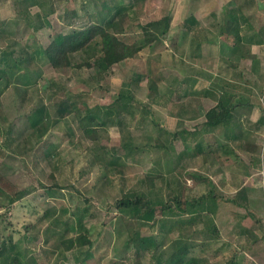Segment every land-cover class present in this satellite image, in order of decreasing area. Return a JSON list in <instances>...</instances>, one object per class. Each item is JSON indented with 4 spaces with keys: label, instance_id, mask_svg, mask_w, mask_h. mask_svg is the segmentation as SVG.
I'll use <instances>...</instances> for the list:
<instances>
[{
    "label": "rangeland",
    "instance_id": "rangeland-1",
    "mask_svg": "<svg viewBox=\"0 0 264 264\" xmlns=\"http://www.w3.org/2000/svg\"><path fill=\"white\" fill-rule=\"evenodd\" d=\"M15 1L0 0V51L27 48L30 56L20 69L12 68V79L0 94V236L5 244L0 264H10L16 255L24 262L33 257V264H156L155 261L168 258L173 245L168 237L156 238L160 230L163 232L164 221L156 225L136 224L143 236L163 239L156 260L152 251L126 247L129 226L116 216L114 202L126 194L148 190L146 176H157L155 189L147 191L151 197L163 196L166 200L171 192L174 175L162 176L167 173L165 163L169 159L154 145L158 136L164 139L155 122L174 131L196 130L197 140L220 142L225 136L224 127L213 129L208 135L202 131L203 110L212 107L216 95L209 93L208 88L222 87L237 94L239 88L227 85V79L238 87L247 80L249 84L256 82L253 95L256 98L250 94V98L246 95L247 100H260L264 96V0H148L137 4H132V0H37L30 8L33 22L18 16ZM118 7L119 12L129 13L125 21L129 24L126 32L129 41L142 32L137 22L169 16L170 31L134 58L116 64L108 77L98 76L96 67L56 70L49 64L43 52L58 32L91 20L105 21ZM231 10L238 16L237 34L243 39L237 45L233 32L228 35L225 27ZM46 13L52 14L49 16L52 26L34 30L33 26L40 24L39 19ZM190 13L198 18V26H188L193 16ZM74 14L76 19H69ZM189 28H194L193 32ZM228 60L237 67H229ZM27 64L36 66L34 74L38 76L36 80L33 75L29 85L19 76ZM151 69L154 77L166 79L160 85L162 102L151 103L149 112L145 111L147 107L142 109V104L150 103L148 79L143 78L132 85L135 100L126 122L106 127L99 141L90 140L82 132L78 122L80 111L56 121V104L61 98L83 94L91 108L98 105L104 112V106L118 98L125 84L140 73L147 75ZM169 84L180 90L171 97L166 94ZM62 86H66V93ZM39 106L48 108L50 114V118L41 121L42 138L30 126L35 118L32 109ZM247 109L246 105L241 106L233 118L240 113L239 121L244 123L250 117ZM182 140L176 141L172 154L175 158L183 150ZM125 142L134 148L129 157L122 156L126 154L122 146ZM241 143L243 147L256 145L257 157L264 156V132H249ZM102 144L106 147L99 149L97 146ZM113 146L118 147L122 156L119 165L109 164ZM236 149L243 153L240 147ZM96 154H104L103 163ZM192 154L190 150L185 152L182 180L188 173L212 175L217 180L227 171L232 175L243 172L242 163L228 161L220 168L222 163L212 157L204 164L201 156ZM224 158L222 154L221 160ZM181 184L185 186L183 181L175 187ZM186 186L189 188L186 192L193 190L190 193L193 196L202 191L190 178ZM257 196L255 204L263 205ZM138 212L135 209L132 215ZM85 231L93 242L91 246L79 236ZM205 233L203 239L213 234L210 229Z\"/></svg>",
    "mask_w": 264,
    "mask_h": 264
},
{
    "label": "trees",
    "instance_id": "trees-1",
    "mask_svg": "<svg viewBox=\"0 0 264 264\" xmlns=\"http://www.w3.org/2000/svg\"><path fill=\"white\" fill-rule=\"evenodd\" d=\"M144 1L147 0H132V4H137ZM15 2L17 5L16 12L18 16L24 20L33 22L35 18H33V16L31 15L30 8L38 3L37 0H16ZM119 10L120 7H118L116 11L105 21L91 20L84 22L83 25H80L79 27H73L66 32H58L56 37L49 43V45L44 49L43 52L49 64L56 70L66 68L80 70L85 67H96L99 69V72L97 73L98 76L108 77L109 71H112L113 67L116 64H119L124 60L134 58L145 48L151 47L155 42L162 40V38L170 31L171 19L169 16H163L157 20H151L147 23L137 22L138 27L142 32L140 36L134 41H129L126 36L129 24H125V21H127V18L129 17V13L127 10L123 12H119ZM53 11L54 10H52L51 13H54ZM51 13H46L45 17L40 18V24L35 25V27L33 26L34 30H39L43 28L44 25L52 26V22L49 18V16L52 15ZM230 13V19H227L225 27L228 30V35H231L230 31L233 32L232 36H234L235 41L237 40V42H234V45H237L236 43L243 40L239 33L237 34L239 30V20L238 16L233 12V10H231ZM87 15L90 16V14ZM76 16L77 15L74 14L73 16H70L69 19H76ZM190 20L192 21V24L193 21L194 23H197L194 17H191ZM248 41L251 42V40ZM257 44H259V42ZM14 46L11 45V47ZM0 53L1 94L12 79L11 72L14 71L12 68L18 66L20 69V67H22V63L25 62V59L29 58L30 52L29 50H27V48H20L19 51H17L16 48H11L9 50L2 49ZM35 68L36 66L27 64L25 68L22 69V71L24 70V72L21 71L19 76L22 78L25 85H29V80L33 79V75L35 76ZM152 70L153 69H151L147 75H142L141 73L138 74V76L135 79H132L129 84H125V87L119 90L118 98L107 106H104V112L99 110L98 105L91 108L90 104L88 103V97L83 96V94L77 96H75V94L74 96L68 95L64 99L61 98V100L56 104V121L58 120V118L62 119L70 112L73 113L80 111L78 115V122L80 123V126L82 128V132L90 140L96 142L97 140L99 141L100 133L106 127L111 124L123 125L126 122V118L129 116V114L132 113L131 109L134 105L135 100L132 85L138 84L143 78L147 77L148 79V97L150 103L142 104V109L144 110L147 107L145 111L149 112L150 109L148 108V106L151 103L159 104L162 102V100L159 99L160 85L166 79L163 76L154 77ZM35 78L37 80L38 76H35ZM184 81L185 80H183V82ZM50 89H53V86H51ZM66 89V86H62V90L65 91L64 93L67 92ZM208 90L209 93L214 92V90L212 89L208 88ZM179 91L180 90L178 86H171L169 84L166 89V94L171 97L173 94ZM226 93H228V91H226L224 95H221L220 97L215 95V97H217V103L205 112L202 130L204 134L208 135L213 129L224 127L225 137L226 139L229 138L226 131V126L230 123V121H232L235 110L242 105L249 104V102H242L240 100L234 102L232 98L230 99L227 97ZM181 96L182 95H180V97ZM101 112H103V114H101ZM31 113L35 118L33 122H30V126L35 134H39V137L42 138L44 129H42L41 121L50 118L48 108H45V106L35 107L34 109H32ZM104 116H106V118H104ZM155 125L158 127L159 132L163 133L164 139H161V137L158 136L154 145L157 149H161L163 155H166V157H168L169 159L168 162L165 163V166L168 167L166 169L167 173L162 174V176L166 175L165 177H170V175H174L172 181L170 180V183H172L173 185V187L171 188V192H169L166 200H164L163 196L162 198L156 199L151 197L149 195V192L147 191L155 189V178L157 176H146L144 177V181L146 182L145 184L148 190H142L140 193L138 192L135 194H126L116 200L114 202V206L117 209L116 216L120 219L121 222H124L129 226V233L127 235L128 238L125 240L126 247L129 248L133 246L136 247L138 251H152V257L157 260L159 252L161 250L163 239L161 241L159 239H154V236H143L136 224L140 222L144 224L150 223L151 225H156L158 223L161 224L164 221V217L177 218L182 213H187V211H190L193 217L194 207H197V213L200 214L199 210L202 211L203 206L206 205L207 209H210L211 206V204L207 202L208 200H210L209 196L200 197L199 199L187 196L186 191L189 190L188 186H186L187 178L192 179L194 185H196L197 183H199L202 175L201 173H188L186 176L187 178L185 177L184 180H182L181 175H183L182 170L184 169L182 167V162L186 157L185 152H188V150H190L191 152H193L192 155L196 157L201 156L202 160L205 162L213 155L215 156L219 148L221 150L224 148L223 151L225 153L230 152L229 150H231V152L233 153L236 151L234 148L231 149L227 146L223 147L224 145L220 142L218 143L216 140L215 142L203 141L201 138L197 140L196 138L198 137V135H196V130L183 128L181 130L174 131L169 128L163 127V125H158V122H155ZM7 132L9 134L8 130ZM179 139H183V146L185 148L183 147V150L178 152L175 158L172 156V154L176 151L175 145L176 141ZM213 142L218 144H214ZM103 146L106 147V145L103 144L97 147L101 149V147L104 148ZM117 146H113L109 151L111 159L109 161V164L111 165H119V160L122 159V156L129 157L131 156L130 154L134 152V148L130 147L131 144L125 142L124 144L122 143V146L126 149V154L121 156L119 155ZM249 150L254 151V148H250ZM95 157L100 158L99 161H101L102 163L104 162V154H96ZM183 181L185 183L184 187H181L182 184L178 186L179 188L175 187V185H178ZM53 186L59 187L58 184H53ZM135 209H138L139 212L133 216L132 213ZM195 218L196 217H194V219ZM176 222L178 223L177 220ZM193 222L194 220H192V223ZM161 226L163 230V223L161 224ZM162 233L163 232H161L160 230V233L157 234L158 236L156 238H158L159 236L163 238ZM79 236L89 246L93 244L92 240L87 234V231L81 232ZM176 241L177 240L173 242L174 245ZM4 247V241L0 236V257L4 255ZM189 251L190 247L187 244H182L179 246L176 243L175 249L170 254V256L166 258V260L162 258V260L160 259L159 261L155 262L156 264H161L164 261L166 262V264H202L203 261L195 257L186 259ZM34 261L35 259L31 257L30 260L24 262L18 255H16L11 259L9 263L33 264ZM109 264H112V262Z\"/></svg>",
    "mask_w": 264,
    "mask_h": 264
},
{
    "label": "crops",
    "instance_id": "crops-1",
    "mask_svg": "<svg viewBox=\"0 0 264 264\" xmlns=\"http://www.w3.org/2000/svg\"><path fill=\"white\" fill-rule=\"evenodd\" d=\"M190 14L193 15V13ZM190 17H194L196 21L198 20L194 15ZM190 19L188 26L192 24ZM194 25L198 26V23L193 21ZM189 29L193 32L194 28ZM227 65L229 67H237L236 64L231 63L229 60ZM227 81V85L236 86L240 91L237 94L233 91H228L226 93L227 97L232 98L234 102L239 100L249 102L248 105H245L246 108L248 107L247 113L250 117L246 118L244 123H240L238 118L240 113L236 114L235 118L226 126L229 138L226 139L223 136L224 139L220 143L224 145L223 147L234 148L236 152L233 153L229 150L230 152L225 153L223 151L224 148L222 150L219 148L216 155L212 156V159L222 163L223 166L221 167L220 165V168H223L228 161L230 163L232 161L234 164L242 163L243 172L232 175L227 171L223 176L218 177L217 180L212 175L201 174V179L196 184L197 187L202 189L200 194L193 196L190 194L193 190L186 193L187 196L195 199L209 196L210 200L207 202L211 204L210 209H207L205 205L202 211L199 210L200 214H198L197 207H194L193 217L190 211L182 213L177 218L164 217L165 227L162 234L164 235L163 237H168L171 245H174L173 242L177 240L174 247H172L173 250L176 243L179 246L187 244L190 247V251L186 259L195 257L201 259L203 261L202 264H264V204L262 205L260 202V205L257 206L254 200L258 195V199H262L264 202V156L260 159L257 157L258 148L256 145L243 147L242 143L239 144L240 140L249 132H264V96L260 100L258 98L257 100L254 99L255 101L247 100L246 97H249L250 94L252 97L256 95L254 93L256 91L254 87L256 82L249 84L250 82L246 80L244 83L240 82V87H238L231 80L227 79ZM213 90L218 97L224 95V91H227L222 87ZM214 100L212 106L217 103V97ZM239 108L241 106L235 112ZM207 110H203L204 114ZM244 113L242 112L243 116L245 115ZM235 129L238 130V133H235ZM216 141L219 143L218 140ZM239 147L243 153L236 149ZM250 148H254V151L249 150ZM222 154L225 157L224 160H221ZM203 163L207 164L208 161H203ZM194 217L196 218L194 219ZM192 220H194L193 223ZM208 229L213 234L210 235L209 239H203ZM176 237L177 239H175ZM207 253H211L212 257L209 258ZM163 264H166V262L164 261Z\"/></svg>",
    "mask_w": 264,
    "mask_h": 264
}]
</instances>
